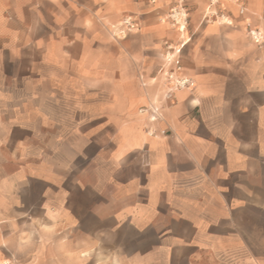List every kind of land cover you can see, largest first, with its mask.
<instances>
[{
  "label": "crops",
  "instance_id": "crops-1",
  "mask_svg": "<svg viewBox=\"0 0 264 264\" xmlns=\"http://www.w3.org/2000/svg\"><path fill=\"white\" fill-rule=\"evenodd\" d=\"M183 1L0 0V264H264V0Z\"/></svg>",
  "mask_w": 264,
  "mask_h": 264
},
{
  "label": "built area",
  "instance_id": "built-area-1",
  "mask_svg": "<svg viewBox=\"0 0 264 264\" xmlns=\"http://www.w3.org/2000/svg\"><path fill=\"white\" fill-rule=\"evenodd\" d=\"M220 1L221 0H207V12H205L203 18L206 20L221 19V21L224 23L232 24V22L228 19L229 16L227 14L216 10L215 6ZM225 1L233 2V0ZM239 13L243 14L244 8L241 7L239 9ZM169 17L173 23L178 26L180 33H183L187 24L186 13L174 10V12L169 15ZM132 27V22L130 18L127 17L121 22V25L115 29L114 35L117 37H125L127 32H129ZM246 29L252 42L255 44H260L262 42L263 32L259 28H251L250 24L247 22ZM184 43L185 41L182 42L178 48H169L170 51L166 52L165 54V64L161 72L167 80L172 82V86L166 90L165 96H168L172 89L191 88L194 85V81L191 78L179 74L182 69L180 51L181 46H183ZM151 111L153 114L151 119L155 120L159 116L158 107L152 108Z\"/></svg>",
  "mask_w": 264,
  "mask_h": 264
},
{
  "label": "rangeland",
  "instance_id": "rangeland-1",
  "mask_svg": "<svg viewBox=\"0 0 264 264\" xmlns=\"http://www.w3.org/2000/svg\"><path fill=\"white\" fill-rule=\"evenodd\" d=\"M205 1H206V7H205V10H204V14H205V12H207V6H208V2H207V0H205ZM222 1H225V0H221V1L215 6V8H216L217 11H219V9H218V5H219ZM226 2H228V1H226ZM174 10L184 12V13H186V16H187L186 6H185V3H184L183 0H178V2L176 3V6L172 9V11L170 12V14L173 13ZM220 12H221V11H220ZM222 12H223V11H222ZM219 20L221 21V19H219ZM172 22H173V21H172ZM176 26H177V25H176ZM177 27H178V26H177ZM186 27H187V24H186ZM113 31L115 32V29H114ZM185 32H186V28H185V30H184V33H185ZM116 37H117V36H116Z\"/></svg>",
  "mask_w": 264,
  "mask_h": 264
}]
</instances>
